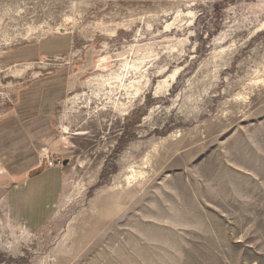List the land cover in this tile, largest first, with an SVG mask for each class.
I'll return each mask as SVG.
<instances>
[{
    "label": "rangeland",
    "instance_id": "374dc122",
    "mask_svg": "<svg viewBox=\"0 0 264 264\" xmlns=\"http://www.w3.org/2000/svg\"><path fill=\"white\" fill-rule=\"evenodd\" d=\"M52 81L61 190L0 203V264H264V0H0V120Z\"/></svg>",
    "mask_w": 264,
    "mask_h": 264
},
{
    "label": "crops",
    "instance_id": "0c3cea01",
    "mask_svg": "<svg viewBox=\"0 0 264 264\" xmlns=\"http://www.w3.org/2000/svg\"><path fill=\"white\" fill-rule=\"evenodd\" d=\"M29 86L30 97L19 93L12 113L0 120V203L14 223L34 227L49 220L61 190L54 169H39L38 153L39 141L51 134L53 102L62 87L55 81Z\"/></svg>",
    "mask_w": 264,
    "mask_h": 264
},
{
    "label": "built area",
    "instance_id": "2783aa9c",
    "mask_svg": "<svg viewBox=\"0 0 264 264\" xmlns=\"http://www.w3.org/2000/svg\"><path fill=\"white\" fill-rule=\"evenodd\" d=\"M45 164L47 168H53L56 165H61L59 161H57L55 158L52 156H45L44 158Z\"/></svg>",
    "mask_w": 264,
    "mask_h": 264
},
{
    "label": "bare ground",
    "instance_id": "6f19581e",
    "mask_svg": "<svg viewBox=\"0 0 264 264\" xmlns=\"http://www.w3.org/2000/svg\"><path fill=\"white\" fill-rule=\"evenodd\" d=\"M31 66H33V65H31V64H26L25 67L23 66L24 68L21 67V69L19 68V69L16 70V71H11V73H12V74H16V75H18V76H19V75H22V74L24 73V71H25L24 69L27 70V69L30 68ZM18 67H19V66H18ZM127 181H129V178H127Z\"/></svg>",
    "mask_w": 264,
    "mask_h": 264
},
{
    "label": "water",
    "instance_id": "95a60500",
    "mask_svg": "<svg viewBox=\"0 0 264 264\" xmlns=\"http://www.w3.org/2000/svg\"><path fill=\"white\" fill-rule=\"evenodd\" d=\"M64 164L66 165V164H67V162L65 161V162H64Z\"/></svg>",
    "mask_w": 264,
    "mask_h": 264
}]
</instances>
